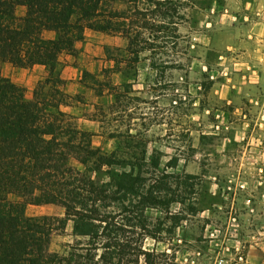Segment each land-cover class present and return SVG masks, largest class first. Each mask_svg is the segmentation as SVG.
Instances as JSON below:
<instances>
[{
    "label": "trees",
    "instance_id": "trees-1",
    "mask_svg": "<svg viewBox=\"0 0 264 264\" xmlns=\"http://www.w3.org/2000/svg\"><path fill=\"white\" fill-rule=\"evenodd\" d=\"M184 2L0 0V67L47 70L31 98L0 70V264H177L145 247L146 240L165 243L184 220L182 210H171L186 203L169 186L174 175L161 172L158 161L126 163L119 150L94 148L92 134L63 111L71 98L60 89L58 66L63 53L76 54L75 43L89 29L125 38L126 66L134 68L141 54L155 55L157 38L176 44ZM17 6L25 8L21 17ZM93 76L99 95L105 87L117 90ZM28 205H56L64 216L27 217ZM68 222L74 244L65 255L50 252L52 237Z\"/></svg>",
    "mask_w": 264,
    "mask_h": 264
},
{
    "label": "rangeland",
    "instance_id": "rangeland-1",
    "mask_svg": "<svg viewBox=\"0 0 264 264\" xmlns=\"http://www.w3.org/2000/svg\"><path fill=\"white\" fill-rule=\"evenodd\" d=\"M184 3L185 19L178 26L176 44L168 37L157 38L155 55L141 54L158 67L155 76L143 72L137 79L135 67L126 66L129 54L108 48L106 56L118 64L112 70L102 69L98 81L111 84L113 72L125 67L130 81H139L147 93L137 96L132 83L114 86L116 91L105 87L112 96L97 107L102 138H92V146L100 145L106 153L119 150L126 163H135L133 157L148 164L158 161L161 172L174 175L169 186L186 199L184 206L171 207L173 213L182 210V228L155 247L146 241L147 249L165 252L177 264H264V184L255 187L253 182V163L262 157L264 130L257 128L259 142L251 136V100L257 93L263 100L255 104L257 109L264 105V78L257 80V73L251 71L247 79L251 86L239 84L238 89L240 80L235 77L239 55L264 75L263 59L254 58L264 53V0ZM21 9L16 7L18 17ZM254 21L260 25L253 27ZM169 22L165 20L167 26ZM202 34L207 38L212 34L213 43L203 44ZM107 70L113 72L107 76ZM93 79L87 80L97 92ZM241 183L244 189L239 188ZM25 213L27 217H62L64 212L56 205H28ZM75 240L68 223L63 233L52 237L50 252L65 255Z\"/></svg>",
    "mask_w": 264,
    "mask_h": 264
},
{
    "label": "crops",
    "instance_id": "crops-1",
    "mask_svg": "<svg viewBox=\"0 0 264 264\" xmlns=\"http://www.w3.org/2000/svg\"><path fill=\"white\" fill-rule=\"evenodd\" d=\"M24 14L25 8L24 11L21 9V16ZM259 23L260 22L254 21L251 24H253V27H256ZM207 25L212 26V23L209 22ZM45 37L54 38V34L47 32L45 33ZM193 37L196 38V36ZM202 37H206L205 43L203 41V44L211 45L213 43L212 34L208 38L206 35L202 34ZM251 37L256 39L255 35H251ZM239 39V41L242 43V38ZM74 47L76 50L75 55L63 53L59 57L58 71L59 77L63 81L60 89L65 95L71 98V102L69 105L63 107V111L73 118L78 129L92 134L93 139L102 138L99 135L100 122L96 115L97 107L102 104L106 98H111L112 95L108 94L107 91H104L103 94L99 95L97 92L91 89V83H89L87 79H91V74H95V78H98L99 76H97V74H99L102 69L113 68L115 63L112 59L107 58L105 54V48L116 47L120 50H125L127 48V40L119 36L98 33L89 29H85L83 32V38L76 42ZM141 56L142 55H140L139 62L135 65V77L139 79L143 72H146L147 75L155 76V70L151 67L149 58L146 55H143L145 58H142ZM242 56L243 55L238 56L239 64L237 72H235V77L240 80V82L238 81V89L241 87L239 84H243L245 87L246 85L251 86V83L247 80L251 71L257 73V80L261 81L264 78V75L261 74V71L259 72L257 69H254V67H252L253 65H251L252 63L244 62L245 60H243ZM254 58H261L264 61V53L254 55ZM0 70L3 77L10 79L13 84L23 88L25 93H27L30 98L37 83L43 80L47 75V70L42 65H34L29 68H17L9 63H3L0 67ZM130 80L131 78L129 70H127L125 67H122L118 72H113L111 76V85L122 86L132 83L131 87L137 91V96L147 93L144 92L143 85L139 83V81ZM152 86H154V84H152ZM256 90L258 91V89ZM152 91L153 89L151 88V98L155 100L156 97H154ZM256 94H254V98L251 100L254 106L253 113H255V110H257V106L255 104L263 102V100H260ZM99 146L100 145L94 148L100 149L101 147ZM261 203H263L264 206V201H261ZM180 228H182V226H179L175 230V234ZM151 241L153 242L154 247L156 244L161 243L155 242L153 240ZM149 250H154V248Z\"/></svg>",
    "mask_w": 264,
    "mask_h": 264
},
{
    "label": "built area",
    "instance_id": "built-area-1",
    "mask_svg": "<svg viewBox=\"0 0 264 264\" xmlns=\"http://www.w3.org/2000/svg\"><path fill=\"white\" fill-rule=\"evenodd\" d=\"M246 117V116H244ZM251 121L254 123V127H253V133H252V139L253 141L259 142V135L257 134L258 129L260 130H264V105H261L256 112L252 115L251 117ZM258 128V129H257ZM255 133V135H254ZM262 157L261 159H259V161H257L256 163H253L255 166L254 170H255V180L254 182V186L258 187V186H262L264 184V149L261 153ZM240 189H244L245 188V184L241 183L239 185Z\"/></svg>",
    "mask_w": 264,
    "mask_h": 264
}]
</instances>
